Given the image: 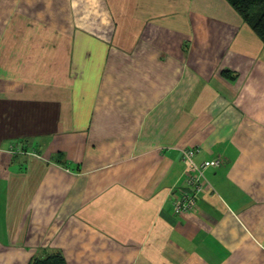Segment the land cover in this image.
<instances>
[{
	"label": "crops",
	"instance_id": "obj_1",
	"mask_svg": "<svg viewBox=\"0 0 264 264\" xmlns=\"http://www.w3.org/2000/svg\"><path fill=\"white\" fill-rule=\"evenodd\" d=\"M187 148L222 163L178 214ZM57 252L264 264V43L229 2L0 0V264Z\"/></svg>",
	"mask_w": 264,
	"mask_h": 264
},
{
	"label": "built area",
	"instance_id": "obj_2",
	"mask_svg": "<svg viewBox=\"0 0 264 264\" xmlns=\"http://www.w3.org/2000/svg\"><path fill=\"white\" fill-rule=\"evenodd\" d=\"M26 152L18 148L12 149V152ZM196 148L182 149V156L185 162V176L184 186L178 189V196L174 198V209L176 213H191L197 205V199L204 191L207 183L205 178V171L209 168L219 166L221 164L220 158L216 157L213 160H204V162L196 163L194 160Z\"/></svg>",
	"mask_w": 264,
	"mask_h": 264
},
{
	"label": "trees",
	"instance_id": "obj_3",
	"mask_svg": "<svg viewBox=\"0 0 264 264\" xmlns=\"http://www.w3.org/2000/svg\"><path fill=\"white\" fill-rule=\"evenodd\" d=\"M240 15L244 23L264 43V0H226ZM61 157V155H60ZM28 264H66L60 252L49 254L43 258H34Z\"/></svg>",
	"mask_w": 264,
	"mask_h": 264
},
{
	"label": "rangeland",
	"instance_id": "obj_4",
	"mask_svg": "<svg viewBox=\"0 0 264 264\" xmlns=\"http://www.w3.org/2000/svg\"><path fill=\"white\" fill-rule=\"evenodd\" d=\"M221 160V159H220ZM221 163H222V160H221Z\"/></svg>",
	"mask_w": 264,
	"mask_h": 264
}]
</instances>
